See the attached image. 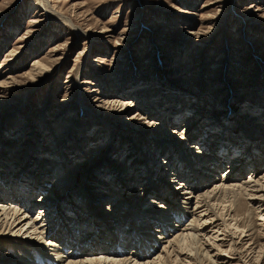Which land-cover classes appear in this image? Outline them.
I'll return each mask as SVG.
<instances>
[{"label":"rangeland","instance_id":"rangeland-1","mask_svg":"<svg viewBox=\"0 0 264 264\" xmlns=\"http://www.w3.org/2000/svg\"><path fill=\"white\" fill-rule=\"evenodd\" d=\"M43 1L50 8L46 10L35 0H0V200H7L3 191L16 193L35 181L25 207L29 215L14 230L39 216L38 201L51 192L50 209L58 212L62 227L71 230L79 242L103 234L105 243L94 253L105 252L116 238L125 241L122 248L126 249L131 246L127 241L131 234L141 238L138 233H145L140 228L149 215L162 216L149 210V183L165 187L158 205L180 212L172 206L175 202L170 194L166 195L167 190L174 194L179 184L168 186L161 181L163 172L158 169L166 167L161 160L169 165L172 160L176 159V165L182 160L183 164L176 149L190 138L199 147L214 115L221 113L216 118L222 126L228 125L230 140L234 126L242 135L264 142V0ZM34 61L48 69L31 79L28 73ZM131 117L137 121H129ZM174 117L175 123H171ZM218 135L209 139L212 152L217 150ZM148 142L166 148L159 154L161 160L152 165L144 160L153 148L146 147ZM259 148L252 147L253 153L257 149L259 154ZM224 162L212 174L214 178L230 167ZM188 163L190 166V160ZM182 164L179 170L185 169ZM123 165L128 168L123 170ZM152 167L154 181L148 182L147 171ZM209 169L203 172L206 169L191 165L190 173L200 180H212L205 176ZM250 171L246 167L242 180H247ZM263 171L262 166L257 172ZM63 179L67 183L57 185ZM171 180L167 178L168 183ZM229 196L218 194L212 208L205 204L200 208L208 222L216 221L202 233L209 236L218 231L219 240L224 239L220 260L213 262L197 253L191 244L194 238L187 243L192 248L184 251L183 264H264V213L250 214V206L242 203L236 221L225 229L221 221L227 219ZM91 216L98 226L94 232L79 227ZM49 219L54 223L53 217ZM187 221L181 220L177 226L184 227ZM234 222H238L237 230ZM172 224L173 220L167 223L161 242L149 235L157 245L151 242L155 249L146 255V261L157 258L165 242L181 232L200 235L192 228L175 232ZM116 226L122 234L114 238ZM232 232L235 234L230 236ZM44 241L46 247L48 239ZM27 248V239L1 235L0 263L25 259V251L32 254ZM46 248L43 252L52 253V248ZM69 248L60 252L65 258ZM81 249L76 247L75 254L84 251ZM38 257L50 261L47 256ZM65 261L61 259V263Z\"/></svg>","mask_w":264,"mask_h":264},{"label":"bare ground","instance_id":"bare-ground-1","mask_svg":"<svg viewBox=\"0 0 264 264\" xmlns=\"http://www.w3.org/2000/svg\"><path fill=\"white\" fill-rule=\"evenodd\" d=\"M38 1L40 3H38ZM36 2L42 7H44L46 10L50 8L47 6L46 1L35 0V3ZM33 7L34 5L32 4V6L29 7L28 12ZM10 54L12 56L14 53L12 52ZM31 66L34 67L32 71L28 73V76L31 79H33L34 76L36 77L39 74H42V73L44 74L46 70L48 69L40 61H34ZM210 112L214 114V111H210ZM218 115H221V113L219 112ZM217 116L214 115L213 118L215 119ZM175 118L176 117L173 118L171 123H173ZM224 118H225L224 120L229 119L228 117L227 118L224 117ZM191 119L197 122V120L193 118ZM214 119H211L209 121V125H208L209 127H207L208 130L206 132L205 137H203V139L200 141L199 147L197 146L194 147L192 144L193 140L191 141V138H190L189 140L184 139V142H187L186 145H182L184 149H182V147H180V149L178 150L176 149V151L178 152V160H180V158L183 159V164H182V160L179 163L184 165L185 167L184 170H179L180 164L176 165V161H175L176 159L172 160L173 165L166 164V162L160 159L159 154L163 153V151L166 149L164 148V146L157 147L155 142L147 143L146 147L149 146L153 148H152V151L148 153V156H149L148 159H144L145 162L152 165L155 163L156 160L158 161L161 160L162 165L166 166L165 168H163L162 166L161 168L158 169L163 172L161 181L168 186L179 184L178 187L174 188V192H175L174 194L170 193L167 190L166 195L170 194L171 196L170 199L175 202V203H172V202L170 203H172V206L173 205L177 206L180 209V212L176 209H171L169 207L167 208L166 206L158 205L157 199L163 197L165 187L159 188L160 186L157 183H149V188L150 190H152L151 191L152 198L150 199V204H149V206L151 207H149V210H152L157 215H162V216L161 218H159L157 216L149 215V217L145 219L146 222L143 225V227L140 228V230L145 231V233L140 234L137 231L138 236L141 238H138L135 234L134 235L131 234L129 239H127V241L129 242V244H131V246L129 245H128L129 247L126 246L127 247L126 249L122 248V245L123 243H125V241L124 242L118 241V239L116 238V237H119L118 234L121 233V229L119 228V226H116L114 229H112L113 232H112L111 237H114L116 239H115L114 245L110 244V247L106 249L105 252H103L104 251L103 249V251L101 250V252L94 253V252H97V250H100L99 248H101V245L105 243L103 240H106V237H103V234L102 235L97 234L96 236L92 235L91 238L86 239L83 243L79 242V240L76 239V235L75 237L73 236V233L71 230L69 229L65 230L62 227L61 224H63V222L59 221L60 217H59L58 212H55L52 209H50L48 201L52 197L51 192H49V194L46 193V196H43L39 199L38 202L41 203L40 205H38V207H40L39 216L36 217L34 221L25 223L24 227L22 225L19 229L14 230L17 226L21 225L23 221H25L29 215L28 211L25 210V207H26V204L29 203V196L35 190V186H33L32 184V183H35V181H32L22 186V190L20 191L17 190L16 193H14L15 190H11V189H9V191L11 192L3 191L4 189L3 188L2 189L3 192L2 191L1 192L4 194L3 196L7 200L4 202L5 204L2 202V200H0V236L10 235V237L17 236L19 238L22 237L23 239H27L28 248L32 250V254L27 253L26 251L24 252V256H26L25 259H23V257H20V258H17L16 261L12 263H15V264H55L56 262L57 263L60 262L59 264H156V263L183 264L184 260H182V256H184V251L186 249L189 250L190 248H192V247L189 248L188 245L190 244L187 245V243L188 242L190 243L191 239L194 240V238L195 240L193 242L191 241V244L196 246L195 249L198 251L197 253L203 256H206L207 258H210L211 260H213V262L220 260L221 256L219 252L222 253V251H220V247L223 246L224 239L219 240V237L222 235L219 234V232L216 230H215L216 232H214L213 234L211 233V235L209 234V236L206 233H202V230H204L206 227L210 228L211 226L216 224V221L213 220V221L208 222L206 218L207 217L206 214H203V212L200 211L201 210L200 208H202L204 204L207 206V208L209 207L212 208V206L214 205L213 203L216 202V197L218 194H221V193H224L226 195L230 194L229 200L225 202V203H228L227 208L229 207V209H227L226 211L227 219L224 221H221L222 226L225 229H227L228 226L231 225L232 221H236L235 217H238L242 203H245L247 204V206H250L249 207L250 214L257 210H261L262 213H264V171L262 174H258L257 172L260 169V167L262 166L264 167V162H263L264 147H261V144H264V142L262 143V140L260 139L257 140L251 135L250 136L242 135V133L234 129V126L231 127L233 128L234 132L233 134H231L232 140H230V136H226V135H229L228 133L229 131L227 129L228 125L227 127L224 125L222 126L219 118L215 119L216 122H213ZM254 119H257V118H251L250 121H254ZM71 120H75V119L72 118ZM224 120L222 122H224ZM129 121L135 123L134 121H137V120L135 119V117H131ZM227 121L228 122L230 121V123H232L231 120H227ZM216 123L217 125L215 126ZM152 124L153 123L151 124L147 123V125H149L150 127L157 126V123L153 125ZM197 124L200 125V123H196V125ZM219 124H220V127H219ZM224 128L227 131L226 133H223ZM260 129H261V126H260ZM165 133L166 132L163 131L162 135H164ZM217 133L219 135L217 137L216 142H214L215 149L217 148V150L215 152H212L209 150L211 149V146H212L210 144L209 139H211V136L215 137ZM171 136L174 137L173 135ZM220 137L223 138L222 141L219 140ZM211 141L213 140L211 139ZM234 145H237V147L233 148ZM254 146L258 148L261 147L259 148V151H260L259 154L257 152V149H256V153L255 154L253 153L252 147ZM171 147L172 146L170 145L167 148H171ZM155 148L157 152L156 150L153 151ZM232 148L234 151H232ZM230 151H232L234 154L230 155L231 153ZM205 152L209 153L208 160L207 158L204 157ZM171 154H173V152ZM172 158L174 159L175 157L172 155ZM257 158L260 161H258ZM47 160L48 159H44V161H47ZM188 160H190V166H189ZM225 160L228 161L226 163L227 165H230V167L227 168L225 172H223L225 174L220 176V178H214L212 174H214L215 171H217L219 167L223 165V163H225L224 162ZM247 161H248V164H245V165L242 164V163H246ZM191 165H198L199 169L201 168L206 169L203 172H207V170L210 168L208 173H205L207 174L205 176L209 177L210 179L211 178H214V179L212 180L201 179L200 180L196 175L190 173ZM246 167L250 168L251 174H249L247 180H242L241 175H242V172L246 170ZM127 168H128L127 165H123L122 169L126 170ZM230 169H233L234 171L233 170L231 171ZM154 170L155 169H153L152 167L151 169H149L150 172L147 171L148 173L147 175L149 176L148 182L154 181L153 180L155 177ZM181 171L185 172L184 176L181 173ZM38 172L40 174L42 171L38 170ZM178 173L180 176L178 175ZM228 175H231V177H226ZM168 177H171L172 179L169 183L167 182ZM186 179H190V181L187 182ZM178 181L180 183H177ZM62 183H67L66 179L61 180L60 182H58L57 185H62ZM209 183H213V184L210 187H208ZM18 194H21V195H18ZM15 200L18 202L16 204L17 207H13V205L16 203ZM163 202L165 203V201ZM35 207L37 206H34V208ZM170 210L171 212L169 213ZM257 212H260V211H257ZM45 213H49L50 216L54 218L55 220L54 223L51 221V219H49L50 216L48 217L47 215H45ZM168 213L170 214L169 215L170 217L167 215ZM192 213H194L195 215L194 218H192ZM196 214L198 217L196 216ZM263 215H260V216L263 217ZM215 218L219 219V216H215ZM94 220H95L94 217L91 216V219L89 222H84V224H80V225L77 224L76 227L85 228L87 229V231H89L92 228V231L94 232V230L98 229L96 221ZM171 220H173L172 228L174 230L177 229L175 232L180 231V229L184 231V230H187L188 228H192L193 230H196L200 234L199 236L201 238H198L199 236L191 235L192 233L190 232L188 234H182L181 232L180 234L174 236L171 241L165 242L166 246L163 247L161 253H157L158 254L157 258H154L150 262L146 261L147 260L146 255L149 254V251L151 249L152 250L155 249V247H151L150 245L152 241L150 240V238H148L149 235L151 234L152 236H154L153 238L156 241L161 242L165 240L163 236H165V233H166L167 223L170 222ZM181 220H188V221H187L186 226L184 227L182 226L180 228L179 226H177V224ZM135 223H137V221L134 219L132 224L135 226L136 225ZM237 224L238 222H234V224H232L235 230L238 229ZM94 227L95 229H93ZM25 228L27 230H25ZM205 231L206 229L204 230V232ZM133 232L136 233L135 230ZM115 233H117L116 236L113 235ZM229 234L231 236L232 234H235V233L232 232ZM39 238H40V241H39ZM223 238H225V236ZM46 239H48L47 242H49L48 244H46V247L52 248V253H49V254L48 252H43L44 250L47 249L45 247L46 241H44ZM7 242L8 244H11L14 247H18V245L15 242H9V241ZM94 244H96V246ZM152 244L153 246L157 245L153 242ZM68 247H70L69 250L71 251L69 252L68 256L65 258V256H62L61 255L62 253L60 252L65 251ZM76 247L79 249L83 247L85 249H81L84 251L80 252V254L78 255V254H75L77 251L75 250ZM116 247H118L120 251H123L124 253L119 254V250L116 249ZM213 251L216 253L211 255ZM145 252H147V254ZM43 253L45 254V256L43 255ZM38 256H40L43 259H45V257L47 256L48 258H50V261L48 260L49 262H43ZM6 257L7 256L5 255V258ZM61 259H65L66 261L61 263ZM7 260L8 259L4 261H7ZM0 264H6V263L1 262Z\"/></svg>","mask_w":264,"mask_h":264}]
</instances>
